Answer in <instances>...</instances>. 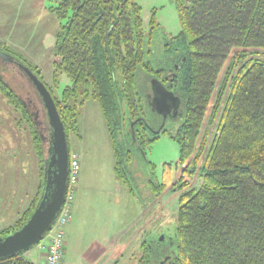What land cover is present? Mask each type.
<instances>
[{
	"label": "trees",
	"instance_id": "obj_1",
	"mask_svg": "<svg viewBox=\"0 0 264 264\" xmlns=\"http://www.w3.org/2000/svg\"><path fill=\"white\" fill-rule=\"evenodd\" d=\"M174 1L181 31L167 37L158 33L156 13L149 32L145 31L136 0H55L49 8L60 22L54 89L59 88L62 74L72 86L60 96L46 86L68 138L71 132L79 136L85 104H99L113 148L115 174L131 191L128 165L134 159L133 149L146 155L167 135L180 147V164L195 154L183 171L188 180L171 187L184 190L175 237L168 246L159 240L144 242L138 264L165 260L169 264H264V0ZM0 51L43 80L37 68L8 47ZM152 79L170 82L167 87L180 97L183 113L177 129L165 128L155 135L147 97ZM0 94L29 123L43 179L44 151L28 112L2 79ZM214 97L209 130L198 147ZM192 178L198 185L189 188ZM149 182L155 196L170 185L157 177ZM41 189L42 183L30 207L0 237L26 224ZM0 264L32 263L19 254Z\"/></svg>",
	"mask_w": 264,
	"mask_h": 264
},
{
	"label": "rangeland",
	"instance_id": "obj_2",
	"mask_svg": "<svg viewBox=\"0 0 264 264\" xmlns=\"http://www.w3.org/2000/svg\"><path fill=\"white\" fill-rule=\"evenodd\" d=\"M136 1L142 8L146 32L150 30L152 14L156 13L160 25L159 35L170 37L180 33L181 24L174 0ZM54 2L55 0H0V48L6 46L28 61L39 70L43 82L53 89V64L60 32V22L49 12V8L55 5ZM0 70L10 88L19 94L32 112L39 130L49 136L46 110L29 79L18 67L2 59ZM59 81V88L56 91L54 89L57 96L65 88L72 86L65 74L59 76ZM214 104L215 97L208 109L198 147L209 130L208 121ZM27 108L25 107L37 128ZM81 111L79 136L71 132L68 138L71 151L80 155V181L73 205L75 232L71 252L77 256L79 249L82 251L92 240L100 239L114 229L124 230L139 213L138 230H133L127 236L129 243L119 263L138 264L144 242L159 240L168 246L175 237L180 196L184 190L176 187L172 191L171 187L181 179L188 180V176H183V171L195 154L184 165L180 164V147L167 135H162L146 150V155L133 149L134 159L128 165L133 188L130 191L129 186L115 174L113 148L99 104L89 101ZM180 124L181 119L168 121L166 126L175 130ZM215 130L213 128L210 131L211 138ZM40 141L44 148L41 138ZM151 165H154V170ZM155 177L162 184L165 181L170 183L159 196L153 195L149 187V181L155 180ZM39 180V157L31 127L22 119L21 112L16 111L0 94V223L6 222L7 218L11 219L17 210L24 206L26 208V204L38 192ZM192 180L189 188L197 184L196 180Z\"/></svg>",
	"mask_w": 264,
	"mask_h": 264
},
{
	"label": "water",
	"instance_id": "obj_3",
	"mask_svg": "<svg viewBox=\"0 0 264 264\" xmlns=\"http://www.w3.org/2000/svg\"><path fill=\"white\" fill-rule=\"evenodd\" d=\"M0 59L18 67L29 79L41 98L50 127L49 136H45L44 132L39 130L38 124L32 112L28 110L26 103L23 102L17 92L10 88L23 102L31 117L34 118L36 130L43 142L45 156L42 189L36 207L29 220L21 229L6 237H0V261H2L12 259L19 254H25L34 249L52 229L61 212L67 194L70 150L61 115L52 94L41 77L34 73L30 67L8 53L0 51ZM0 79L10 87L3 77L2 70H0ZM152 91V111L162 115L165 120L168 117L176 119L181 105L180 98L168 91L157 79L152 80ZM163 239L164 237L161 238V240ZM166 261H163L161 264H165Z\"/></svg>",
	"mask_w": 264,
	"mask_h": 264
},
{
	"label": "crops",
	"instance_id": "obj_4",
	"mask_svg": "<svg viewBox=\"0 0 264 264\" xmlns=\"http://www.w3.org/2000/svg\"><path fill=\"white\" fill-rule=\"evenodd\" d=\"M41 183H43V179L40 173L38 192ZM35 198L26 204V208L25 206L23 207L24 210H22L23 208L17 210L11 219L7 218L6 222L0 223V232L13 227L21 214L30 207ZM139 222L140 217L138 213L124 230L112 229L113 231L104 235L102 238L92 240L87 246L83 247L82 251L79 249L78 255L76 256L71 252V241H73V232H75L74 220H72L66 228V261L72 264H119L124 257L125 247L129 243L127 236H130L133 230H138ZM24 257L32 264H45V254L39 247L25 253Z\"/></svg>",
	"mask_w": 264,
	"mask_h": 264
},
{
	"label": "built area",
	"instance_id": "obj_5",
	"mask_svg": "<svg viewBox=\"0 0 264 264\" xmlns=\"http://www.w3.org/2000/svg\"><path fill=\"white\" fill-rule=\"evenodd\" d=\"M69 158V183L65 202L52 229L38 245L45 254V264H72L65 259L66 228L73 220V205L80 181V155L71 151Z\"/></svg>",
	"mask_w": 264,
	"mask_h": 264
},
{
	"label": "flooded vegetation",
	"instance_id": "obj_6",
	"mask_svg": "<svg viewBox=\"0 0 264 264\" xmlns=\"http://www.w3.org/2000/svg\"><path fill=\"white\" fill-rule=\"evenodd\" d=\"M170 76H172V74L171 73H169V79H170V82L171 83H174V80H175V78H172V77H170ZM173 79V80H172ZM153 80V79H152ZM152 80H151V84H150V87H148V92H147V97H148V99H149V106H150V108H151V103H152V99H153V91H152ZM165 87H166V89L168 90V91H170V92H172V93H174L175 94V96H177V97H179L176 93H175V91L174 90H172V89H170V88H168L167 86V84H169V83H167L166 85L162 82V81H160ZM180 98V97H179ZM181 100V99H180ZM151 111H152V108H151ZM182 102H181V105H180V108H179V110H178V114H177V117H176V119H172L171 117H168L166 120H165V118L162 116V115H159V114H157V113H154L153 111H152V123H151V127L150 128H152V133L155 135V134H159V133H161V131L163 130V129H165V128H167V126H166V124H167V122L168 121H179L181 118H182ZM172 115H173V113H172ZM159 125V126H158ZM158 126V127H157ZM167 251H169V249L167 248ZM166 253V252H165ZM169 256H166V259L168 258ZM165 264H169V262L167 261Z\"/></svg>",
	"mask_w": 264,
	"mask_h": 264
}]
</instances>
